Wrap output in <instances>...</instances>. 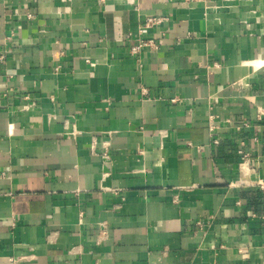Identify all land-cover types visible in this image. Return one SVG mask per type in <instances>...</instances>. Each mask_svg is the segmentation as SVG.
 Wrapping results in <instances>:
<instances>
[{"label":"crops","instance_id":"0c3cea01","mask_svg":"<svg viewBox=\"0 0 264 264\" xmlns=\"http://www.w3.org/2000/svg\"><path fill=\"white\" fill-rule=\"evenodd\" d=\"M206 3L0 0V264H264V0Z\"/></svg>","mask_w":264,"mask_h":264},{"label":"built area","instance_id":"2783aa9c","mask_svg":"<svg viewBox=\"0 0 264 264\" xmlns=\"http://www.w3.org/2000/svg\"><path fill=\"white\" fill-rule=\"evenodd\" d=\"M186 1L201 2V3L207 4L206 3L207 0H186ZM206 7L210 8V6H207V5H206ZM162 19H163L162 17H148L146 19V21H145L144 27L147 28V27H151L153 25H159L162 22ZM146 46L155 48L156 47V43H155V41L153 39L141 40V42L138 45L133 47V51L137 52L141 48H144ZM239 84L241 85L242 83L239 82ZM25 98L29 99L28 96L25 97ZM33 104H34V102H31V103H28V104H24L22 106V109L23 110H27ZM259 118H261L260 115H259ZM255 139H257V138H255ZM214 143H218V140L214 139ZM242 144H244V142H242ZM239 153L241 154V158H242L241 163H240L241 171L242 172H246V174L252 173V171H253L252 168L248 167L249 166L248 165V160L250 158L248 153H245L243 150H239ZM105 158H109L108 155H105ZM255 184L258 185L261 188V191H262V198H261V200H262V216L264 218V180H258V181L255 182ZM198 224H201V223L199 222Z\"/></svg>","mask_w":264,"mask_h":264}]
</instances>
